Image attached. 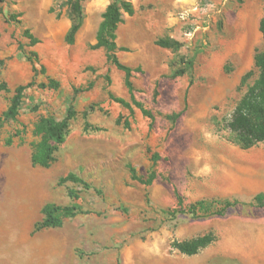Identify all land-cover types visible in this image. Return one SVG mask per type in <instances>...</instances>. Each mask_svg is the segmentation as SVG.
I'll return each mask as SVG.
<instances>
[{
    "label": "rangeland",
    "instance_id": "obj_1",
    "mask_svg": "<svg viewBox=\"0 0 264 264\" xmlns=\"http://www.w3.org/2000/svg\"><path fill=\"white\" fill-rule=\"evenodd\" d=\"M81 1L86 21L76 43L71 45L66 41L71 16L65 0H0V61L4 62L0 64V85L6 87L0 90V115L9 107L15 89L34 76L19 45L28 52H37L41 60L37 64V85L25 91L18 122L6 124L0 132V187H16L11 193L16 206L11 207V214L8 208V214L0 217V241H5L14 227L18 232L31 229L41 218L44 197L59 205H70L74 201L69 192L75 191L80 195L77 202L91 211L93 218L85 220L79 215L82 222L70 221L58 233L67 234L69 246L78 254H96L105 260L103 264H119L118 253L125 242L141 236L145 243L160 241L163 249L171 248L169 251L186 263L187 258L174 251L172 243L212 233L216 241L207 247L214 252L209 264H248L234 255V244L240 241L227 238L232 236L226 232L227 227L234 217L248 219L251 211L264 207L249 206L253 199H229L240 204L230 208L224 217L193 219L184 212L191 203L211 201L206 199L207 190L217 187L218 177L217 169H213V152L232 150L229 148L245 151L227 123L259 74L255 56L264 47L261 11L253 13L247 0H227L211 29L195 33L193 41H198L197 46L194 43L175 57L164 52L159 56L153 44L144 47L143 64L136 60L141 48L132 49L131 54L119 52L122 63L141 69L132 74L133 95L154 115L151 125L137 107L131 114L111 99L110 95H114L131 103L125 73L108 63L104 50L93 48L102 21L100 11L114 0ZM26 29L41 42L31 46ZM214 54L222 56V65L204 70L203 56L207 59ZM243 68L252 72L244 81ZM172 70L190 74L185 94L174 96L170 87L156 84L161 73L162 84L172 80ZM203 71L206 75L201 74ZM47 77L58 80L60 89H40L38 84H46ZM207 88L211 92H230L219 104L208 105ZM75 89L89 90L76 93ZM169 104L177 105L179 110H165ZM71 106L76 116L70 122V133L57 161L47 169L34 166L31 145L40 140L34 131L36 123L43 117L62 120ZM17 132L20 137L12 146H6L5 139ZM156 155L160 159L154 164ZM131 168L144 179L155 171L157 179L150 186L134 181ZM71 172L92 188L86 190L72 182L60 186L59 180ZM176 191L183 198V210L173 214L178 208ZM24 238L21 233L19 240ZM203 251L206 248L200 252ZM95 260L89 258L88 262L98 264Z\"/></svg>",
    "mask_w": 264,
    "mask_h": 264
},
{
    "label": "crops",
    "instance_id": "obj_2",
    "mask_svg": "<svg viewBox=\"0 0 264 264\" xmlns=\"http://www.w3.org/2000/svg\"><path fill=\"white\" fill-rule=\"evenodd\" d=\"M226 1L132 0L135 14L133 16L127 14L126 18L123 16L126 25L121 24L119 26L117 32L118 47L127 48L129 51L126 53L129 54H131L132 49L141 48V53L136 54L138 56L136 60H140L141 64H143L146 60V56L143 53L144 47L149 44L156 45L159 39L170 37L180 42L182 47L180 50L174 51L156 45L158 55L164 52L165 54L169 53L171 57L178 56V54L183 52V49L187 51V48L191 47L192 44L195 43V46H197L198 41H193L195 33L199 30L206 32L211 29L212 21L215 20L216 14L220 12ZM247 1H249V9L253 13L261 11L260 25L264 17V0ZM108 5L100 11L102 16ZM85 21L86 14L82 28L84 27ZM77 36L74 44L76 43ZM183 40H186L189 44L186 45ZM96 43L97 34L94 45ZM99 50L105 51L103 48ZM221 60V55L214 54L212 58L209 56L207 59L203 56V69H218L222 65ZM159 61L161 62V60ZM131 64L129 63L128 65L127 63L126 65L133 68ZM243 71L246 72L247 68H243ZM174 74L175 70L169 71V77L172 80H165L166 82L162 84L160 77L164 73H161L157 77L156 84L159 83L164 88L170 87L172 90L171 94L174 96L179 93L185 94L191 83L188 81L191 78L190 74L186 72L182 76L176 77ZM201 74L206 75L204 71ZM178 86L181 88H178ZM229 92L225 89H217L216 92H211L210 88H207L205 92L206 104H219L227 98ZM196 94L197 92L193 96H196ZM165 110L173 111L179 110V108L177 105L169 104L166 105ZM229 149L232 150H218L213 152L216 156L212 159L213 169L216 168L218 171V177L216 179L217 187H209L206 199L247 200L253 199L258 194H264V143H260L249 149L251 151ZM15 191L16 187H0V217L8 214V208L9 214H11V207L16 206L15 201L13 200L14 203H12L11 199V193ZM51 202L54 201L44 197L41 204V211L47 203ZM255 210L250 212L248 219L243 220L241 216L234 217L233 222L230 224L231 226L227 227L226 232L232 234L230 237L228 235L227 238L232 237L234 241H240L234 244L235 256L240 257L243 262L248 264H264V208L259 209L261 213H258L259 210ZM83 216L85 220L87 218H93L91 214H84ZM42 218L43 215L41 212V218L36 223ZM80 218L82 217L66 220L62 228L46 229L37 233H34L36 223H34L31 229L20 232L14 230V227L13 230L8 232L6 240L0 241V264H89V258H92V260L95 258L96 263L103 264L105 260L103 261L101 256L98 257L96 254L87 256L84 253L78 254L75 252L69 246L66 239L67 234L58 233L70 221L82 222L79 220ZM203 223H206V221L204 220ZM21 233L25 235L23 241L19 240ZM51 235L57 236L58 238H49ZM169 250L171 248L163 249L160 241L145 243L141 239V236L134 237L127 240L123 248L119 251V264H209L214 255L213 250L208 248H206L205 252L203 251L193 256L180 253L187 258L186 263H181L177 256H174L175 253Z\"/></svg>",
    "mask_w": 264,
    "mask_h": 264
},
{
    "label": "trees",
    "instance_id": "obj_3",
    "mask_svg": "<svg viewBox=\"0 0 264 264\" xmlns=\"http://www.w3.org/2000/svg\"><path fill=\"white\" fill-rule=\"evenodd\" d=\"M242 2V0H239ZM65 4L69 9L71 16V27L66 35V41L69 44H74L76 36L83 26L85 13L81 0H65ZM128 14L133 16L135 8L129 0H114L111 2L106 11L103 13V21L101 22L97 32V43L93 46L94 49H105L108 63L114 65L118 70L125 73V83L131 94V103L125 99L110 95L111 99L121 104L128 109L131 114L135 113L134 106L137 107L141 113L151 120V125L154 122V115L146 109L140 101H137L134 92V85L131 81L133 72H140V67L134 69L122 63L118 57V51L128 52L127 48H119L117 44V32L119 26L124 22L123 16ZM21 15H17L20 17ZM61 13H58V17ZM260 32L264 40V17L260 22ZM25 36L30 39V45L35 46L41 41L29 30H25ZM156 45L171 49L174 51L180 50L182 44L170 37L159 39ZM19 50L22 51L25 58L32 65L34 73L33 79L26 85L18 86L14 95L11 98L9 107L2 115H0V132L6 124L17 123L21 112L25 91L37 85L38 68L37 64L41 63L40 56L35 51H26L19 45ZM0 61V64H3ZM255 66L259 71L258 77L254 84L250 86L244 96L237 103L231 119L227 123V127L231 130L238 139V145L243 150H249L260 143H264V47L255 56ZM41 72L46 73L44 66L41 67ZM184 70H175V77L182 76ZM252 76V72L244 75L243 81ZM46 84H38L40 89L59 90L61 83L51 77H47ZM6 89L5 85H0V90ZM89 89H75L76 93L84 92ZM76 111L71 106L66 116L62 120H56L53 117H43L35 125L34 131L39 141L32 143V163L34 166L42 168H50L56 161L57 155L66 142L70 133V122L75 118ZM21 133L17 132L15 135L5 139L6 146H12L14 139L20 137ZM160 159L159 156L153 158L154 164ZM132 180L142 183L144 185H152L157 179L155 171L150 172L147 179L142 178L136 173L134 168H131ZM67 182L81 184L86 190L91 189V184L87 183L82 177L75 173H69L59 180V185L62 186ZM96 193L103 195L101 190L95 189ZM176 200L178 208L174 209L173 214L183 210V198L176 191ZM69 197L74 201L70 205H59L55 202L47 203L42 208L43 218L35 224L34 233L46 229L62 228L65 221L73 219L79 215L91 214V211L85 210L83 206L77 201L80 199L79 192L70 191ZM240 204L239 201H230L229 199H211V201L201 200L189 205V208L184 213L191 215L193 219H200L206 217H224L230 208L236 207ZM249 206L264 207V194L256 195ZM216 241V236L212 233L198 236L186 241H175L172 243V248L179 253L187 256L199 254L200 251L207 248Z\"/></svg>",
    "mask_w": 264,
    "mask_h": 264
}]
</instances>
